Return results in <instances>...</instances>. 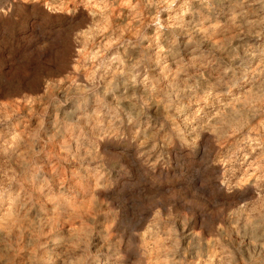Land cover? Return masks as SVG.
I'll return each mask as SVG.
<instances>
[{"label": "rangeland", "instance_id": "374dc122", "mask_svg": "<svg viewBox=\"0 0 264 264\" xmlns=\"http://www.w3.org/2000/svg\"><path fill=\"white\" fill-rule=\"evenodd\" d=\"M257 12L0 0V264H264Z\"/></svg>", "mask_w": 264, "mask_h": 264}, {"label": "clouds", "instance_id": "9594fccd", "mask_svg": "<svg viewBox=\"0 0 264 264\" xmlns=\"http://www.w3.org/2000/svg\"><path fill=\"white\" fill-rule=\"evenodd\" d=\"M201 2L207 3L208 0H201ZM152 3V0H149V4ZM168 3V9L170 10L172 5L176 3V0H167ZM239 3L241 5H249L251 6H258V12L256 13L257 19L256 20H249V24H256L260 26H264V0H239ZM239 16H241L240 12H237L233 15V20L235 21ZM71 22V21H70ZM155 25L157 29L159 30L163 25L161 24V21L159 18L155 20ZM259 35V33H257ZM42 43H47L46 41ZM163 52L164 49H161ZM54 55V52L52 53ZM113 59H117V57H113ZM142 63L141 61H137V63L134 65V68L139 67L140 64ZM139 73L137 72L135 75L131 76V83L135 84L136 79ZM147 79V77H145ZM254 101L256 103H261L264 102V81H262L259 85L258 92H252V90H249ZM131 118L129 119V123H131ZM4 196V192L0 191V199H2ZM243 228H251L253 230H258L261 234V236H264V206H261L260 211L253 214L249 213V218L247 220V224L243 225L241 229H238V231H241V234H243ZM173 237H176L173 241L174 246L176 248H179L180 241L178 239L177 233L175 232V229H172ZM172 239V238H170ZM254 250L256 251L257 254L259 253H264V240H252L251 241ZM227 252V249H225ZM4 257V252L0 250V260H3ZM253 259V257L249 256L247 258L241 256L240 260H237V258L231 254L228 255V260L227 264H240L241 261H243V264H249V261Z\"/></svg>", "mask_w": 264, "mask_h": 264}, {"label": "bare ground", "instance_id": "6f19581e", "mask_svg": "<svg viewBox=\"0 0 264 264\" xmlns=\"http://www.w3.org/2000/svg\"><path fill=\"white\" fill-rule=\"evenodd\" d=\"M220 2V1H219ZM159 53V52H158ZM264 105V104H263Z\"/></svg>", "mask_w": 264, "mask_h": 264}]
</instances>
